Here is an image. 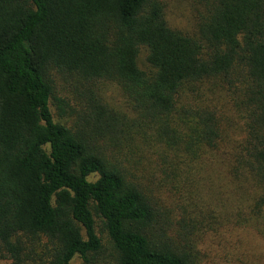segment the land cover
I'll use <instances>...</instances> for the list:
<instances>
[{
  "label": "trees",
  "instance_id": "16d2710c",
  "mask_svg": "<svg viewBox=\"0 0 264 264\" xmlns=\"http://www.w3.org/2000/svg\"><path fill=\"white\" fill-rule=\"evenodd\" d=\"M190 2L184 34L166 0H0V264H94L100 235L114 264H202L188 226L204 217L165 211L161 186L208 174L264 239V0ZM59 77L78 109L54 95Z\"/></svg>",
  "mask_w": 264,
  "mask_h": 264
},
{
  "label": "rangeland",
  "instance_id": "374dc122",
  "mask_svg": "<svg viewBox=\"0 0 264 264\" xmlns=\"http://www.w3.org/2000/svg\"><path fill=\"white\" fill-rule=\"evenodd\" d=\"M167 13L166 17L171 28L178 30L184 34H191L195 29L196 10L190 0H166ZM145 50L140 51L138 64L141 68H145L144 58ZM66 79V78H64ZM63 78L56 80L55 96L66 102L70 108L78 109L76 102L78 98L73 94L74 87L71 80L67 79V83ZM64 80V81H63ZM96 94L105 101V103L119 112L128 111L127 101L122 95L120 88L111 82L101 81L95 86ZM54 119L59 122L56 107H51ZM68 114V112H67ZM66 120V124L71 120H75L76 116H67L62 118ZM68 125V124H67ZM161 175H156V185L162 180ZM188 176L181 174L178 182L184 184L187 182ZM194 185L190 186V190H179V192L166 193L163 186L161 194L165 200L161 207L165 210H174V216L177 217L178 212L175 205L185 207L187 204L197 206H187L188 219H194V215L199 211V216L204 217V224L197 225L194 228L188 226L191 241H204L200 247L203 256L202 264H264V239H262L255 229L248 223L246 219V206L239 203L236 194L230 190L228 183L216 175H209L206 180L203 176L196 180ZM196 190H202L195 194ZM167 195V196H165ZM195 196V198H194ZM159 199V197H158ZM168 209V210H167ZM192 213V214H191ZM171 221L173 216L168 217ZM168 218H165L168 221ZM203 222V220H202ZM104 252L94 264H114V255L108 244V240L104 235H100ZM74 264H83L82 261L76 260Z\"/></svg>",
  "mask_w": 264,
  "mask_h": 264
}]
</instances>
